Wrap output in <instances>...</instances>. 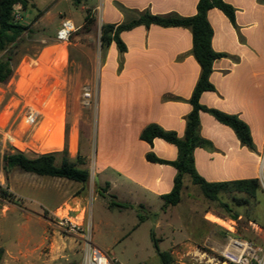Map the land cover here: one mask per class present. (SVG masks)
Segmentation results:
<instances>
[{"label": "crops", "instance_id": "1", "mask_svg": "<svg viewBox=\"0 0 264 264\" xmlns=\"http://www.w3.org/2000/svg\"><path fill=\"white\" fill-rule=\"evenodd\" d=\"M198 1L94 0L93 11L100 28L103 25L117 27L132 18V14L123 9L192 17L197 12ZM224 1L236 9V22L232 24L218 9L208 12V21L213 29L212 47L227 57L214 62L210 81L215 90L204 92L200 103L243 120L250 128L256 151L243 146L232 129L201 112L199 133L211 146L196 148L193 156L197 173L209 183L257 179L260 173L258 156L264 147V115L258 124L264 103L260 47L264 7L259 0ZM120 38L126 46L123 53L115 43L102 49L99 40V59L97 53L94 54L96 107L92 131L89 111H73L68 153L73 162L79 161L80 169L89 171V182L91 180L104 196H110L126 208H139L154 214L156 209H163L162 197L172 191L177 170L169 164L150 162L147 155L153 153L159 159L172 162L178 154L175 146L161 139L148 144L141 140L140 135L151 124L173 131L179 137L184 135L186 117L192 109L189 100L201 68L192 55V34L188 29L138 26L122 32ZM90 52L85 47L78 49V53L84 56ZM86 81L93 85L92 76H87ZM84 128L89 130L84 131ZM94 132L96 150L92 179L91 139ZM83 135L88 138L86 148L82 150ZM64 146L65 142L51 152L60 153ZM8 176L12 179L10 172ZM0 184L12 190L11 184L9 187L3 181ZM196 188L186 177L181 202L170 207L176 210L174 231L182 232V225L196 224L200 227L199 235L188 240L175 236L174 246H208L213 251H221L231 235L230 231L235 234V219L222 218L231 223L232 229L209 219L208 215L219 217L198 205ZM47 192L50 195L52 191L47 189ZM63 200L64 196H60L53 205L54 209ZM0 248H4L5 254L9 253L3 245Z\"/></svg>", "mask_w": 264, "mask_h": 264}, {"label": "rangeland", "instance_id": "2", "mask_svg": "<svg viewBox=\"0 0 264 264\" xmlns=\"http://www.w3.org/2000/svg\"><path fill=\"white\" fill-rule=\"evenodd\" d=\"M259 2L264 7V0ZM94 4V0H28L27 10L23 11L21 6L19 10L29 30L14 46L0 51V59H5L9 53L13 58L11 78L0 83V181L12 186L11 191L6 189L11 194L9 198L0 196V246L9 251L5 254L4 250L1 264H83L89 243L122 264H222L221 252L228 241L221 251H213L208 246H174L175 236L180 235L185 240L196 238L200 227L196 224L182 225V232L174 231L176 210L173 207L158 208L154 214L139 208L119 207L112 205L116 200L110 196L99 195L100 189L91 180L81 185L31 175L19 169L8 172L4 169L3 156L7 152L17 150L32 158L51 153L47 145L58 138L64 143L66 130L68 136L71 131L75 110L89 111L92 131L96 107L94 54L97 53L99 59L101 34L99 19L96 21L94 17ZM87 16L92 19L91 23H86ZM64 19L74 22L76 32L67 43H60L56 33ZM260 36L264 68V14ZM79 47L91 52L87 56L81 55ZM48 50L52 54L46 55ZM61 50L66 52L65 62L59 61L58 52ZM87 76H92L93 85L87 84ZM86 90L91 92L89 105L84 104ZM262 106L258 124L264 115V103ZM31 109L39 112L34 126L26 124V116ZM60 126L61 136L58 132ZM87 138V135L82 136V150L86 148ZM91 142L90 172L93 179L95 136ZM251 151H256L255 145ZM61 159L59 155L57 164ZM76 163L80 164L78 160ZM9 172L12 179H9ZM196 187L200 207L223 220L230 219L231 214L221 203L229 205L231 213L240 216L234 220L235 234L264 249L262 190L255 198L223 193L218 202H211ZM47 189L52 191L51 196ZM60 196H64V200L54 209L53 205ZM235 198L247 203L239 205ZM56 214L79 223V228L68 230L59 226ZM158 222L160 226L157 227ZM155 243L159 252L169 255L167 263L162 260Z\"/></svg>", "mask_w": 264, "mask_h": 264}, {"label": "trees", "instance_id": "3", "mask_svg": "<svg viewBox=\"0 0 264 264\" xmlns=\"http://www.w3.org/2000/svg\"><path fill=\"white\" fill-rule=\"evenodd\" d=\"M19 5L22 10H27L28 0H0V51H6L14 46L18 39L29 30L24 24L15 22V7ZM212 9L220 10L232 24L236 22V9L224 0H199L197 12L192 17H182L176 14L153 15L149 11L137 12L123 9L124 12L132 14V18L118 25H103L101 28V47L108 48L115 43L118 50L123 53L126 46L120 38V34L132 30L138 26H158L162 28L176 27L190 30L192 34V55L198 62L201 72L197 84L194 88L189 103L191 112L186 117V128L184 135L179 137L173 131H166L156 124L148 125L141 133L142 141L152 144L155 139H161L177 149V159L169 162L159 159L153 153L147 155V160L153 163L169 164L177 170L172 191L163 196V209L176 206L181 202V194L184 179L188 177L191 183L198 186L206 199L211 202H218L220 194H244L250 198H255L260 189L258 179H246L233 182L209 183L205 181L195 169L194 150L196 148H209L211 143L200 136V113L206 112L217 122L233 130L236 137L243 146L253 150L254 144L249 126L237 115L227 114L217 109L208 108L201 105L200 98L204 92H211L215 87L210 81L213 73V64L216 60L227 57L226 54L217 53L212 47L213 29L208 21V12ZM92 19L86 17V23H91ZM13 58L10 53L5 59H0V83H6L13 74ZM61 155L60 164H57V157ZM80 157L78 156L77 159ZM4 169L8 172L19 169L22 172L40 177L64 179L70 182L86 185L89 182L90 173L86 169H80L76 162L69 158L68 153V131L65 135V146L62 152H51L36 157H28L26 154L15 150L7 152L3 156ZM108 186V184H107ZM99 195L104 196L100 191ZM0 196L9 198L11 194L0 184ZM237 200L238 204L247 203L246 200ZM231 218L237 220L238 215L231 213L229 205L221 203ZM119 207H125L121 203H113ZM155 247L159 252L157 244ZM4 255V250L0 248V264ZM162 260L167 263L169 255L159 252Z\"/></svg>", "mask_w": 264, "mask_h": 264}, {"label": "built area", "instance_id": "4", "mask_svg": "<svg viewBox=\"0 0 264 264\" xmlns=\"http://www.w3.org/2000/svg\"><path fill=\"white\" fill-rule=\"evenodd\" d=\"M17 5L14 9L15 22L24 24L25 18L19 10ZM76 32V26L71 19H64L56 33V39L60 43H67L71 36ZM84 104L89 105L91 99V92L86 90L84 95ZM39 112L31 109L26 116V124L34 126L37 123ZM260 173L258 181L260 189L264 193V147L258 156ZM59 220V226L64 229L74 230L79 228V223L69 220L67 217L56 214ZM231 235L228 237V242L224 250L221 252L222 264H264V249L256 246L253 242L237 237L234 232L230 231ZM83 264H122L106 251L95 246L93 243L87 245Z\"/></svg>", "mask_w": 264, "mask_h": 264}, {"label": "bare ground", "instance_id": "5", "mask_svg": "<svg viewBox=\"0 0 264 264\" xmlns=\"http://www.w3.org/2000/svg\"><path fill=\"white\" fill-rule=\"evenodd\" d=\"M49 53H51V50H48L47 52H45L46 55H48ZM51 54H52V53H51ZM58 57H59V61H61V62H65V59H66V52H65V50H61L60 52H58ZM58 132H59V135L61 136V133H62V126H60V127L58 128ZM61 145H62L61 139L58 138V139H56L55 141L50 142V143L47 145V148H48V149H53V148H57V147H59V146H61ZM208 218L211 219L212 221H215L216 223H219V224H221V225H223V226H226V227H228V228H229V227L231 228V226H229V224H231V223H228V222H226V221H223V220L217 218L216 216L209 215Z\"/></svg>", "mask_w": 264, "mask_h": 264}]
</instances>
